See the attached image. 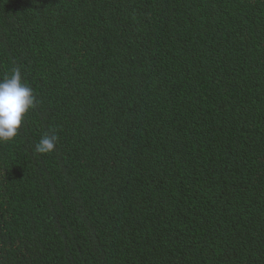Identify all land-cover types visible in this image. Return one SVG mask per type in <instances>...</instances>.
Instances as JSON below:
<instances>
[{
    "label": "trees",
    "instance_id": "trees-1",
    "mask_svg": "<svg viewBox=\"0 0 264 264\" xmlns=\"http://www.w3.org/2000/svg\"><path fill=\"white\" fill-rule=\"evenodd\" d=\"M14 68L0 264H264V0H0Z\"/></svg>",
    "mask_w": 264,
    "mask_h": 264
},
{
    "label": "clouds",
    "instance_id": "clouds-1",
    "mask_svg": "<svg viewBox=\"0 0 264 264\" xmlns=\"http://www.w3.org/2000/svg\"><path fill=\"white\" fill-rule=\"evenodd\" d=\"M37 103L33 90L22 82L21 71L14 68L10 76L0 80V143L12 140L22 125L23 118ZM58 137L43 136L35 151L45 154L55 149Z\"/></svg>",
    "mask_w": 264,
    "mask_h": 264
}]
</instances>
